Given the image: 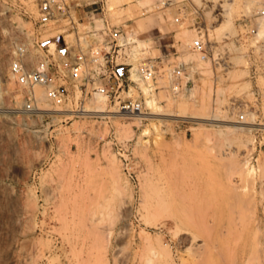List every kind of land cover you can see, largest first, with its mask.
<instances>
[{
  "label": "rangeland",
  "instance_id": "rangeland-1",
  "mask_svg": "<svg viewBox=\"0 0 264 264\" xmlns=\"http://www.w3.org/2000/svg\"><path fill=\"white\" fill-rule=\"evenodd\" d=\"M64 2L39 26L37 0H0V264H264V0ZM18 47L27 66L106 59L62 102L35 86L24 111ZM110 64L145 116L92 88Z\"/></svg>",
  "mask_w": 264,
  "mask_h": 264
},
{
  "label": "built area",
  "instance_id": "built-area-1",
  "mask_svg": "<svg viewBox=\"0 0 264 264\" xmlns=\"http://www.w3.org/2000/svg\"><path fill=\"white\" fill-rule=\"evenodd\" d=\"M38 4V25L46 26L50 21L55 20L56 14L63 11L65 8L64 0H37ZM260 15H264V9L259 11ZM242 27L245 32L244 35L256 34L255 28H246V24L242 23ZM262 47H264V40L260 41ZM191 49L200 54L202 58L212 57L213 53L211 45H209L202 38L201 34L198 35L191 42ZM24 49L17 48L16 57L12 61L10 66V72L15 78V81L22 87L24 93V111H32L35 106V95L32 92L35 86H41L45 95L56 101L62 102L65 97L69 96L70 88L77 87L76 80L78 78L86 77L87 61L97 64L99 70L104 67L105 59L104 55H100L98 50H90L88 54L76 53L74 55H67L61 59V62L56 64L51 60L47 54L40 56L39 60L32 66H27L24 62ZM112 56V55H111ZM112 57H110V63H112ZM262 62L252 67V73L264 72V56ZM216 60H220L217 55ZM122 67H118V64H110L102 72L101 80L103 82L97 83L92 81V88L96 93L104 95L109 101H113V106L116 111L123 113H136L143 111L140 101L132 98H121L119 93L124 90L127 77L122 72ZM95 72V70H94ZM97 73V72H96ZM138 73L144 80L153 77L154 71L152 66L148 63L140 64L138 66ZM182 69H174L169 75L171 82V90L178 92L181 88ZM114 80V82H112ZM118 90L120 92L118 93ZM86 88L84 89V95L86 94ZM240 119H243V114L239 115Z\"/></svg>",
  "mask_w": 264,
  "mask_h": 264
},
{
  "label": "bare ground",
  "instance_id": "bare-ground-1",
  "mask_svg": "<svg viewBox=\"0 0 264 264\" xmlns=\"http://www.w3.org/2000/svg\"><path fill=\"white\" fill-rule=\"evenodd\" d=\"M101 95V94H100ZM102 96H104V95H102ZM149 104L151 105V107L152 106H154V103L151 101V102H149ZM155 107V106H154ZM153 107V108H154ZM153 110V109H152ZM86 111H92V110H86ZM95 113H106L104 110H95L94 111ZM143 111H140V112H136V113H128V114H131V115H134V116H145V114L144 113H142ZM155 114V110L150 114V115H154ZM156 115H161V114H156ZM202 119V118H201ZM213 121V120H212ZM214 122H219V123H223V122H221V120H217V119H215L214 120Z\"/></svg>",
  "mask_w": 264,
  "mask_h": 264
}]
</instances>
